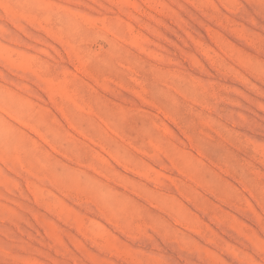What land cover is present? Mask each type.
<instances>
[{"label":"rangeland","instance_id":"obj_1","mask_svg":"<svg viewBox=\"0 0 264 264\" xmlns=\"http://www.w3.org/2000/svg\"><path fill=\"white\" fill-rule=\"evenodd\" d=\"M0 264H264V0H0Z\"/></svg>","mask_w":264,"mask_h":264}]
</instances>
